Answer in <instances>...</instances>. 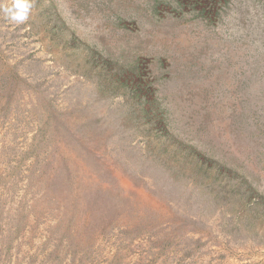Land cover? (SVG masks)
Segmentation results:
<instances>
[{
	"label": "rangeland",
	"instance_id": "1",
	"mask_svg": "<svg viewBox=\"0 0 264 264\" xmlns=\"http://www.w3.org/2000/svg\"><path fill=\"white\" fill-rule=\"evenodd\" d=\"M28 2L0 0V264H264V0Z\"/></svg>",
	"mask_w": 264,
	"mask_h": 264
},
{
	"label": "trees",
	"instance_id": "2",
	"mask_svg": "<svg viewBox=\"0 0 264 264\" xmlns=\"http://www.w3.org/2000/svg\"><path fill=\"white\" fill-rule=\"evenodd\" d=\"M11 73H14L11 71ZM8 80V76H3L0 78V82H3V83H6ZM22 222H18L17 225H16V228H15V231L16 233L17 232H20V230H22V225H21ZM70 223L75 224L74 223V220L73 218L71 219ZM21 225V226H20ZM11 229H13V226L10 227ZM53 235H55V231L54 230H50V234H49V238H51ZM65 238H67L65 242ZM75 238L74 237H71V236H68V237H60L56 240V243H55V248H52V250L50 252H47V255H46V260L49 261V260H53L55 261L58 257H59V254H57L61 249L62 247L64 248H69V249H73V247H76L75 244L73 242H71L72 240H74ZM50 240V239H49ZM48 240V243H45V246L47 247L48 244L50 243V241ZM147 242H149L151 244V246L149 245L148 247V253L150 255V258L152 257V255H154V249H157L155 247V244L154 242H150L149 240H146ZM151 241H154V240H151ZM13 242V239L12 237H9V238H3L2 242H1V245H0V250H1V257L4 256L5 254H7V252L9 251V249H11V244ZM64 243H67L66 246H64ZM74 244V246L72 247V245ZM5 252V253H4ZM118 252H120V249L118 250ZM58 255V257H57ZM119 255V254H118ZM137 257V256H136ZM140 257V258H139ZM187 257V256H186ZM184 259V256L181 260L179 261H182ZM145 261V257L143 254L139 255L138 258H137V261L135 262L136 264H142L143 262ZM0 263H1V260H0ZM53 263V262H52ZM109 264H114V261L112 262H109Z\"/></svg>",
	"mask_w": 264,
	"mask_h": 264
},
{
	"label": "clouds",
	"instance_id": "3",
	"mask_svg": "<svg viewBox=\"0 0 264 264\" xmlns=\"http://www.w3.org/2000/svg\"><path fill=\"white\" fill-rule=\"evenodd\" d=\"M30 8L28 0H13L12 6L4 8V12L12 21L23 23L28 19Z\"/></svg>",
	"mask_w": 264,
	"mask_h": 264
}]
</instances>
